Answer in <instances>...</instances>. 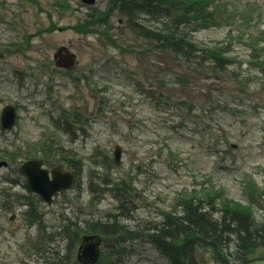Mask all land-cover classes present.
<instances>
[{"label":"rangeland","instance_id":"rangeland-1","mask_svg":"<svg viewBox=\"0 0 264 264\" xmlns=\"http://www.w3.org/2000/svg\"><path fill=\"white\" fill-rule=\"evenodd\" d=\"M108 3L0 0V114L6 105L17 113L11 132L0 128V160L8 163L0 169V264H56L69 222L116 216L144 229L166 212L179 215L184 196L211 202L217 215L238 205L263 218L264 0H211L216 24L201 23L192 40L224 51L219 71L151 49L107 12ZM140 20L153 30V18ZM61 46L76 56L73 72L54 67ZM65 114L68 134L58 121ZM51 142L80 159L82 171L48 206L27 190L18 167L25 154L56 166ZM107 180L126 183L128 203ZM233 250L232 241L223 255ZM120 254L119 264H166L141 239L126 241ZM255 256L264 258V248ZM204 258L235 263L230 255Z\"/></svg>","mask_w":264,"mask_h":264},{"label":"trees","instance_id":"trees-1","mask_svg":"<svg viewBox=\"0 0 264 264\" xmlns=\"http://www.w3.org/2000/svg\"><path fill=\"white\" fill-rule=\"evenodd\" d=\"M211 4V0H109L107 12H116L124 18L131 31L151 49L168 52L188 63L195 60L198 67L219 71L223 67L222 62H226L224 51L220 48L199 47L192 40V33L200 28L198 25L216 24L215 17L213 18L209 10ZM141 18L146 20L153 18L155 25L153 30L143 26L140 23ZM206 62H209L210 66H207ZM65 116L68 115H61L58 121L68 134L71 128ZM49 145L51 148L48 146L47 149L53 156L52 160L58 165L61 166L62 162H65L66 167L72 169L75 175L82 171L81 160L70 154L71 151L52 142ZM33 156L34 154H25L20 156L19 160ZM42 157L46 159L45 155ZM110 181L107 180L110 191L118 195L124 193L120 196V202L128 203L131 191L126 188V183ZM194 197L184 196L179 201L181 203L179 207L182 208L179 215L176 211L166 212L162 214L161 223L154 226L149 223L144 229L126 228L120 224L116 216L106 217V222L103 219L93 223L85 222L86 220L69 222L60 231L65 235L68 244L65 253L58 257L56 264H79L74 258V253L82 236L89 234L101 236L103 245L110 247L109 250L102 251L96 264H119L124 243L132 239H141L152 245L166 264H207L204 258L207 255L216 260H222L230 255L235 260L234 264H252L264 260L261 256H255L258 249L264 248V206L263 218L261 222H257L252 217L250 208L236 205L233 209L226 206L223 211L221 210V214L217 215L211 211V202L208 201L206 207L201 205L203 198ZM28 207L34 211L33 204L29 203ZM232 241L234 254L228 252L229 254L224 256L223 252L227 253L226 249Z\"/></svg>","mask_w":264,"mask_h":264},{"label":"water","instance_id":"water-1","mask_svg":"<svg viewBox=\"0 0 264 264\" xmlns=\"http://www.w3.org/2000/svg\"><path fill=\"white\" fill-rule=\"evenodd\" d=\"M88 6H93L96 0H81ZM55 65L58 69L72 71L75 65V55L66 47H60L54 54ZM16 123V110L7 105L0 115V126L5 131H11ZM121 147L116 146L113 152L114 163L120 164ZM7 167L5 161H0V168ZM19 173L26 178V187L34 194L40 196L42 201L51 205L54 197L71 189L74 176L70 172H63L59 167L48 170L44 168L42 160L31 159L23 162ZM101 237L98 235H85L77 250V261L80 264H96L100 257Z\"/></svg>","mask_w":264,"mask_h":264}]
</instances>
